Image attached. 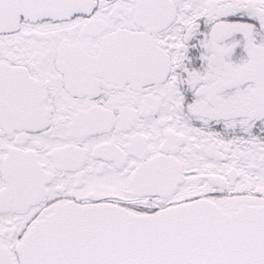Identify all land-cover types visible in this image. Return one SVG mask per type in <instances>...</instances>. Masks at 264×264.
I'll return each instance as SVG.
<instances>
[{
  "label": "snow or ice",
  "instance_id": "6c2138e0",
  "mask_svg": "<svg viewBox=\"0 0 264 264\" xmlns=\"http://www.w3.org/2000/svg\"><path fill=\"white\" fill-rule=\"evenodd\" d=\"M0 264H264V0H0Z\"/></svg>",
  "mask_w": 264,
  "mask_h": 264
}]
</instances>
